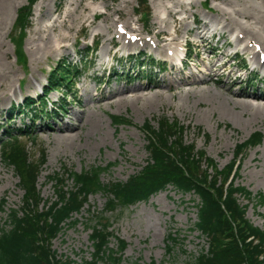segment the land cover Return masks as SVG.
<instances>
[{
    "label": "rangeland",
    "instance_id": "1",
    "mask_svg": "<svg viewBox=\"0 0 264 264\" xmlns=\"http://www.w3.org/2000/svg\"><path fill=\"white\" fill-rule=\"evenodd\" d=\"M160 1L167 2L175 9H181L177 6V0H147L149 8L147 18L136 13L137 10L142 9L138 6V0H36L31 8L27 29L19 33L20 31L16 29L17 10L26 5L28 0H0V71L11 74L14 85L3 84L1 88L5 91L9 87H15L17 91V95L10 97L8 101L39 89L48 72L58 67L61 59L66 57L71 59L73 50H84L86 43L97 41V50L88 53L86 67H83L81 75L75 79L76 84L70 92L68 98L70 102L66 105V112L63 111L64 114L58 117L54 116L52 119L56 121L46 116L48 126L42 124L40 128L34 123V127L23 135H19L17 131L12 132L13 136L18 137L19 144L25 147L30 160L44 161L36 182L38 208H43L56 198L57 187L52 177L56 173H61L63 167L80 171L92 165L104 166L108 162H113L114 164L107 171L101 173V180L104 182L125 180L130 174L138 171L148 157L147 141L142 125L148 122L151 126L157 127L158 119L166 117L169 121L177 120L183 125L184 140L187 143L192 142L196 150L203 151L217 169H222L233 158L236 143L243 141L255 131L262 133L261 142L238 157L239 167L234 183L246 187L252 193V199L239 197V201L247 204L246 218L253 225L264 229V203H259L256 196L258 192L264 193V123L247 121V112L241 117L239 107H236L234 114L229 113L228 108V112H225L223 101L216 97L218 83L226 84L230 92L246 90L264 95V91H256L254 86L253 89L251 86H245L249 69L250 71L251 68L259 69L264 75V63L253 61L251 51L254 48L246 47V38L242 37L236 42L234 38L237 37V32L234 30L228 32L227 29L219 27L224 21L216 13L219 9H225L235 21L253 23L257 13L264 15V0H183L184 8L188 9L184 14L188 16L189 27H193L194 18L201 20L200 26L205 21L210 29L217 27L218 32L224 31L225 42L231 41L232 45L230 47L222 45L224 41L221 37L216 46L212 40V43L202 45L204 47L191 48V57L188 63H184L183 73L169 69L168 65L165 72L156 74L157 70H153V77L148 80L144 78L143 71L145 68H150V64L145 63L147 67L144 65V68H139L138 64L131 67V64L127 63L125 68L122 66L120 70L130 71L131 75L136 76L133 80L128 81L120 77L121 75L115 80L116 76L111 75L107 83L98 81L99 74H103V78L108 74L107 69L112 56L114 61L122 60L123 58L120 57H124L125 53L140 48L135 42L137 40L130 41L129 38H127L128 43L132 45L127 48L121 47L122 40L126 42L127 40L125 36L122 37L123 39H118L119 33L113 30L112 19L122 20L129 13L130 27L126 28L128 31L125 30L128 37L135 36L134 32L138 33L137 30H140L139 34L144 41L148 37L149 41L154 42L153 32L157 27L152 21L157 13H162ZM119 7L122 13L112 12L114 8ZM108 12L110 18H105ZM246 15L254 18H248ZM63 19L66 25L61 27L59 23ZM256 20L258 21V18ZM167 21L168 31L175 34L173 19ZM109 25L111 27L107 30L105 26ZM183 32L177 38V41L180 40V46L184 42L185 32ZM59 33L67 35L63 41L65 46L63 47L62 43L61 48L56 52L47 51L50 44L58 38ZM113 36L117 44L112 49L109 39ZM188 37L192 42L197 40L194 32ZM79 38L82 39V43L78 45ZM152 46L146 45L145 42L144 53L164 57L154 45ZM107 47L109 53L105 52ZM212 47H215L213 51H211ZM237 49L238 55L233 59L230 53ZM78 59H80L79 55L73 61L82 63ZM125 62L127 61L123 60L121 64ZM215 62V67L222 62H225L226 66L224 65L223 69H211L208 71L210 75L196 68V66L200 69L204 67L205 70L208 65ZM115 65L116 63L114 68ZM242 66H245V70L235 75L236 70ZM94 75L97 78L93 77ZM193 77L197 79L210 77L211 80L207 85L200 84L198 87L191 84L176 87L180 79H193ZM162 80L171 82V89L163 88V98H155L154 93L157 88L150 90L148 86ZM20 84H22L21 88ZM135 85L141 87L140 94L148 97L149 101L144 102V99L129 101L124 106L113 101L97 100L101 95H107L121 87ZM18 88L22 90L19 91ZM58 96L57 92L52 91L48 98L52 101ZM87 97H91L90 103L86 101ZM5 101L0 98V113L9 106ZM260 101L264 104V100ZM75 112H84L87 116L90 114L98 123L94 126V130L89 129V125L86 124L84 128L76 129L74 134L78 135L75 139H70V142L61 137L55 129L64 124H79L81 121ZM112 115H123L130 123L116 124L111 121ZM2 118L0 116V121ZM27 121L29 122L28 117L22 123ZM2 138V141L0 140V226L6 223L12 210L22 211L25 206L24 191L20 186L19 178L13 167L2 157L1 145L6 136ZM209 171L211 172L210 169ZM219 178L221 179L220 176ZM65 184L70 188L72 181L65 180ZM105 201V195L100 192L88 197V202L75 215L77 222L73 225L67 223L61 233L51 241L52 249L58 255L67 257L73 264H84V261L90 258L93 248L88 239L90 229L87 226L94 222V214L104 207ZM195 202H197L195 195L189 193L183 195L168 187L167 190L152 195L145 202L136 203L125 209L118 207L112 212H107L106 216L112 223L110 229L127 243L122 252V263L196 264L195 257L207 249L208 244L206 237L193 227L196 220ZM170 237H175L176 240L172 241ZM109 245L115 247L113 237Z\"/></svg>",
    "mask_w": 264,
    "mask_h": 264
},
{
    "label": "trees",
    "instance_id": "2",
    "mask_svg": "<svg viewBox=\"0 0 264 264\" xmlns=\"http://www.w3.org/2000/svg\"><path fill=\"white\" fill-rule=\"evenodd\" d=\"M34 1L28 0L27 5L18 10L16 29L19 33L28 25ZM138 4L146 5V0H139ZM76 70L62 61L48 78L49 89L63 88L57 107L60 112L67 97L65 88L72 83ZM111 120L116 124L130 123L122 115H112ZM142 128L148 157L140 170L125 180L104 182L101 173L113 162L80 171L63 167L61 173L52 177L57 187L56 198L43 208H38L36 182L44 161L30 160L16 137L10 136L3 142L2 156L19 177L25 206L22 211L12 210L6 223L0 226V264H73L52 249L51 241L67 223L77 222L75 215L88 202L89 195L97 192L105 195L106 201L101 210L92 213L94 222L87 226L93 249L84 264H123L122 252L127 243L114 235L106 213L147 201L169 186L183 195L189 193L197 197L193 227L206 237L208 246L195 257L196 264H264V229L246 218L247 204L239 201V197L250 200L253 195L246 187L234 183L238 157L259 144L262 133L255 131L236 143L233 158L222 169H217L203 151L184 140L183 125L177 120L161 117L157 127L147 122ZM65 180L72 181L70 188L66 187ZM256 196L259 203H264V193L258 192ZM111 237L115 238V247L109 245ZM170 239L176 240L175 237Z\"/></svg>",
    "mask_w": 264,
    "mask_h": 264
},
{
    "label": "bare ground",
    "instance_id": "3",
    "mask_svg": "<svg viewBox=\"0 0 264 264\" xmlns=\"http://www.w3.org/2000/svg\"><path fill=\"white\" fill-rule=\"evenodd\" d=\"M160 2H161L160 12H162V13L161 14L157 13L153 17V21H152V24L157 27V30L153 32V35L155 37L154 42L149 41L150 39H148V38H145V41H144V38L139 34V33H141L140 30H137L138 33H135V32L134 33H135L136 38H137V43L140 44L141 47H143L145 45V42H146V45L147 44L151 45V46L154 45L161 53H163V55H167V56L172 57V56L177 55L179 53V51H177V49L179 48V43L177 41L178 35L181 34L182 31H184L185 34L190 31L188 16L184 14L186 11H188V9L184 8V6H183L184 1L183 0H177V3H178L177 6L181 7L180 10L173 8V6H171L170 4H167V2H165V1H160ZM112 12L122 13L123 11L119 7V8H114L112 10ZM216 13L224 21V23L221 24L222 26H219V27L222 29H227L228 31L234 30L235 32L238 33L237 39H240L242 37L246 38V45H247L246 47L253 46V48H254L252 50L251 58L254 61L264 63V15L260 14V12H259L256 15V19L258 18V21L256 19H254L253 23H241V22L235 21L233 16L230 14V12L226 11L225 9H219V11H217ZM128 15H129V13H127L126 17H124V19H122V20L112 19L113 30H115V32L119 33L118 37H120L121 39H123L122 37L125 36V32L119 31L118 27L120 24H121V26H123L125 28L130 27ZM246 16L248 18H254V17H251L250 15H246ZM105 18H110V12L105 14ZM167 19H171V20L173 19L172 22L174 24V33L175 34H172L168 31L167 26H168L169 22L167 21ZM193 21H196V19L194 18L192 20V22ZM59 24L61 27L66 25L65 19L61 20ZM105 27L107 30H109L111 25L105 26ZM208 30H209L208 23L204 21V23H202V25L199 26L198 29L194 32V35L197 38H203V37H205V33ZM66 38H67V35L65 33H59L58 38L55 39V41H53V43L50 44L47 51L56 52L58 49L61 48V44L63 43V41ZM122 41H123L122 46L126 47V46L130 45V43H127L124 39ZM114 42H115L114 37H111L109 39V44H112ZM64 46L65 45L63 43V47ZM105 52L109 53L108 47L105 49ZM260 58H263V59H260ZM222 65L223 66H221L220 69H223L226 66V64H224V63ZM215 66H216V62L214 64L208 65V68H206L204 71L207 73L211 69H215ZM208 75H210V74H208ZM210 80H211L210 77L198 78V79L194 78V77H193V79H186V78L180 79V82L177 83L176 87L180 88L182 86V84H191V85H196L198 87V85H200V84L201 85L202 84L207 85V82ZM12 83H13V76L6 71H0V98H1V100L5 101L8 98V96H13L16 94L17 91H16L15 87L14 88L9 87L5 91L2 90V88H1L3 86V84H7L9 86H14V85H12ZM171 86H172L171 82H166L165 80H162L160 82H156L155 84L148 86V89L152 90V88H157L155 93H154V97L155 98H161L163 96V88L170 90ZM218 86H219V89L216 92L217 93L216 97H218L220 100L223 101V103H224L223 104V110L225 112L226 111L228 112V110H227V108H228L229 113L234 114L236 112L235 111L236 107H239L240 112L242 113V115L240 114L241 117H243V114L247 112V114H248V116L246 118L247 121L252 122V120H253L254 121L253 123H262V124L264 123V104L260 101V100H264L263 94H261L259 92H244V91L230 92L229 89L226 88V84H224V83H218ZM140 88H141L140 86H136V85L133 87H121L118 90L110 92L107 95H105V94L101 95L97 100L99 101V100L104 99L107 102L113 101V102H117L119 104H122L124 106L129 101L136 102L137 100H140V99H144L145 100L144 102L149 101L148 97L142 96L140 94ZM200 90H198V91H200ZM198 91H197V93H199ZM205 91L207 92V90H205ZM187 93H186V95H188ZM97 100H96V103H98ZM86 101H88V103H90L91 97H87ZM223 110H222V112H223ZM75 114H76L77 118L80 119V121H81L79 124H64L63 126L55 129V131L58 132V134L61 137H63L65 140L70 141V139L71 140L75 139L78 134H74V131L76 129L82 128L85 124L89 125V127H88L89 129L94 130V126L98 123L97 121H95L91 117L90 114L88 116L84 112H75ZM84 118H85V120H84ZM83 120H84V123H83ZM98 127H99V125H98ZM65 132H67V133H65ZM61 140H63V139H61ZM3 190H4V188L1 190V192Z\"/></svg>",
    "mask_w": 264,
    "mask_h": 264
}]
</instances>
